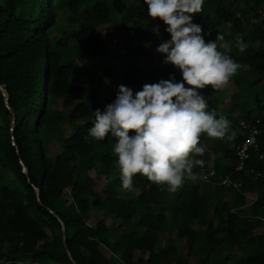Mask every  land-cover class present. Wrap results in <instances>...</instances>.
Instances as JSON below:
<instances>
[{
	"label": "trees",
	"instance_id": "16d2710c",
	"mask_svg": "<svg viewBox=\"0 0 264 264\" xmlns=\"http://www.w3.org/2000/svg\"><path fill=\"white\" fill-rule=\"evenodd\" d=\"M62 13L68 26L75 27L66 31L67 25L62 26L65 36L55 39L52 30ZM261 14L264 0H205L202 12L191 14L206 42L215 40L224 22L230 23L229 55L246 67V74H253L234 76L239 93L226 112L217 111L207 98L219 90H201L206 111L227 118L230 132L236 133L232 140L200 136V141L209 138L210 143L197 158L210 160L214 154L215 184L200 191L198 182L186 180L171 192L167 185L135 174V190L128 192L121 187L119 169H113L118 164L116 138L109 134L103 141L95 140L88 130L94 111H103L115 99L117 85L132 88L135 95L143 83L172 74L181 80L172 64L153 63L145 71L130 59L145 55L152 60L151 49L170 39L166 25L149 16L144 0H0V264H188L191 256L195 264H226L229 259L235 264H264V233H254L264 223V175L251 180L234 170L235 148L245 137L237 126L241 120L258 119L259 148L251 151L248 165L264 172V159L259 158L264 155ZM99 26L115 42L114 51L127 38L131 49L107 62L111 41L101 38ZM154 26L162 28L155 38ZM237 37L248 44L243 52L236 46ZM136 38L140 43L132 46ZM70 41L87 48L89 58L77 63ZM109 80L114 90L101 92L96 83ZM65 124L71 133L66 134ZM52 141L60 149L54 158L48 156ZM102 176L105 183L99 194L96 186ZM227 176L243 177L241 187L221 185ZM223 190L235 192L232 202L218 198ZM246 193L255 198L243 209ZM93 210H105L113 222L89 224ZM195 222L200 229L194 228ZM168 231L186 240V254L174 241L161 243ZM216 250L221 252L217 258Z\"/></svg>",
	"mask_w": 264,
	"mask_h": 264
},
{
	"label": "clouds",
	"instance_id": "9594fccd",
	"mask_svg": "<svg viewBox=\"0 0 264 264\" xmlns=\"http://www.w3.org/2000/svg\"><path fill=\"white\" fill-rule=\"evenodd\" d=\"M204 2L144 0L149 16L160 18L170 34L156 51L166 54L164 62L180 71L181 80L172 74L169 79L144 84L135 95L132 88L117 85L115 99L103 111H94L88 136L99 141L109 134L116 138L113 151L125 191L135 190L133 176L140 174L175 192L186 180H197L193 169L204 165L197 158L205 152L199 146L201 134L228 140L236 136L227 118L206 111L208 104L201 92L206 86L223 89L241 67L229 55L231 49L222 34L217 32L215 40L206 42L202 26L193 23L191 14L201 13ZM235 43L240 52L248 47L241 37ZM130 130H134L131 135Z\"/></svg>",
	"mask_w": 264,
	"mask_h": 264
},
{
	"label": "rangeland",
	"instance_id": "374dc122",
	"mask_svg": "<svg viewBox=\"0 0 264 264\" xmlns=\"http://www.w3.org/2000/svg\"><path fill=\"white\" fill-rule=\"evenodd\" d=\"M264 17V16H263ZM113 22V21H112ZM67 25V28H66V31L67 30H70V29H73L75 26H68V22H67V16L65 13H62L59 17V19L57 20L53 30H52V36L56 39V38H62L64 35V32L62 31L61 27L62 26H66ZM128 27H129V24L128 26L126 27V30H128ZM58 28V29H57ZM154 38L156 36H158L162 29H160L158 26H154ZM156 28L159 29V34H157L156 32ZM225 31H229L230 28H229V24H226V27L224 29ZM98 31L100 33V36L103 40H106V41H111L110 45H109V49L111 50L108 55L106 56V61L108 62L109 60L111 59H120V56H122V53L126 50V49H131L130 47V44H129V38H127L128 40H126L124 44H122V47L120 50H116L114 51V44L115 42L112 41V39L110 38V35L108 34V32L106 30H104V27L102 26H99L98 27ZM130 36H134V32L131 30L130 31ZM117 42V41H116ZM71 46H73L72 48V54H71V57L74 58L77 63L81 61L82 58H85V59H88L89 56L87 55V48L83 47V46H79L78 44H72L71 41L69 42ZM140 43V40L139 39H134V41L132 42V46H136V45H139ZM78 51H81L82 55H79ZM151 53L153 55L152 57V60H150L147 56L145 55H142L140 57H135V56H130V59H135L138 63V65L140 66L141 69L145 70V71H148L152 66H153V63L156 65L158 64V59H159V56H160V53H158L156 51V47H153L151 49ZM81 56V57H79ZM99 62V60H98ZM88 63H91V60L88 62ZM108 64V63H107ZM78 73V72H77ZM86 81L85 80H81V83L84 84ZM87 84V82L85 83ZM145 84V83H143ZM231 88L232 92L236 91V86L234 85V83H229L226 85ZM96 86L101 90V92L103 93H107L111 90H114V85L112 84V81H106L104 83L102 82H98L96 83ZM231 105V104H230ZM232 106V105H231ZM58 109H62L60 107V104H58L57 106ZM64 113H67L69 111V109H64L62 110ZM64 129H65V132L66 134H69L71 133V129L69 126H67V124L64 125ZM59 144L55 141H52L49 146H48V156L50 158H54V156L59 152ZM113 169L114 170H117L119 169L118 167V164H114L113 165ZM197 175V180L195 181H191V180H188L190 183H195V182H199V180H201V187H200V191L203 190V188H205V186H210L211 184L208 183V181H205L203 180L202 178H200V175H199V172L195 173ZM105 183V178L102 176L101 177V182L96 186V190L99 192V194H102V187ZM233 193V192H231ZM226 195V198L225 199H229V201H233L234 199V194L233 195ZM123 194V193H122ZM124 195V194H123ZM130 195V194H128ZM231 196V197H230ZM225 197V196H224ZM255 196L252 195V196H249L247 197V202L248 204H250V202H252L254 200ZM245 209V208H243ZM113 216L111 215H108V213L105 211V210H93L91 213H90V217L88 219V223L89 224H92V225H95L96 223H102V222H105L106 226H109L111 224V222H113ZM194 228L195 229H200L201 226H199L198 223H194L193 224ZM258 230V231H257ZM254 231V233L256 232H263L264 233V223L257 229ZM111 240H114V234L111 235ZM168 241V240H171V241H174L178 250L181 251L182 253L186 254L187 252V242L185 239H175V235H174V232L173 231H168L166 232L165 234H162L161 235V243H165V241ZM240 252L236 253L235 255L238 256ZM218 256H221V252H219V250H216V254H215V258H217ZM235 257V256H234ZM213 261H215V259H213ZM197 262V259L193 256L189 257V261H188V264H195ZM226 264H235V260H232V259H229Z\"/></svg>",
	"mask_w": 264,
	"mask_h": 264
},
{
	"label": "built area",
	"instance_id": "2783aa9c",
	"mask_svg": "<svg viewBox=\"0 0 264 264\" xmlns=\"http://www.w3.org/2000/svg\"><path fill=\"white\" fill-rule=\"evenodd\" d=\"M166 54H160L158 63L160 65H168L170 63L164 62V56ZM259 120L255 119L254 122H248L241 120L239 122V127L242 130V134H244V140L239 143L236 148V156H237V163L234 167V170L237 172H243V174L251 180H255L256 178L264 175V172L261 170H257L253 166L248 165V161L251 158V151L258 150L259 148V140L258 136L261 133V128L259 125ZM260 159H264V155H259ZM204 165L199 169L200 177L205 181H210L212 177L215 176V170L212 167L211 160H203ZM221 185L225 187H231L233 189H238L241 187L243 183V177L239 179H232L231 177H225L219 182Z\"/></svg>",
	"mask_w": 264,
	"mask_h": 264
},
{
	"label": "crops",
	"instance_id": "0c3cea01",
	"mask_svg": "<svg viewBox=\"0 0 264 264\" xmlns=\"http://www.w3.org/2000/svg\"><path fill=\"white\" fill-rule=\"evenodd\" d=\"M264 16V14H261V18H264L263 17ZM226 24H229V28H230V30L229 31H225L224 29H225V27H226ZM159 27V26H158ZM222 27H223V30L220 32V34H222L223 36H224V42L225 43H227L228 45H229V47H230V40L228 39V35H230V34H233V30L231 29V24L230 23H226V22H224L223 24H222ZM160 28V27H159ZM160 29H162V28H160ZM162 32V31H161ZM157 37V36H156ZM257 45H258V43H257ZM161 54V53H160ZM237 56H238V54H237ZM236 57V56H235ZM233 55H232V57L231 58H235ZM245 66H242V67H240V69L238 70V72H237V74L235 75V77H238V78H243L244 76H246L247 78H251V77H253V74H251V73H248V74H246L247 72H245L246 70H245ZM233 78L234 77H232L231 79H230V81H229V83H234V80H233ZM234 85H235V83H234ZM236 86V85H235ZM236 91H237V86H236ZM236 91H234V92H232V90H231V88L229 87V85L228 86H225L223 89H221V90H219L218 92H214L212 95H209V96H207V98H209V99H211V101H212V103H213V106L217 109V111H219V112H226L227 111V109L229 108V106H230V104L232 105V97L234 96V95H236V94H238L239 92H236ZM238 128H239V126H237V129H236V131H238ZM210 143V140H209V138H205V139H201V141H200V146H204V148H206V146L208 145ZM210 160L211 161H213L214 160V154L212 153V154H210ZM197 173V172H196ZM196 183V182H195ZM199 184H200V187H201V180H199V182H198ZM208 183H210L211 185L210 186H205V188H203V190L204 189H207V188H209V187H211L212 185H214L215 183H214V181H212V180H210V181H208ZM202 190V191H203ZM234 191H236V190H234ZM232 191H225V190H223V191H220L219 192V199L221 200V201H229V199H225L226 198V195H230V193H231ZM233 194H235V192H233V193H231V195H233ZM225 196V197H224ZM250 195L248 194V193H246V198L247 197H249ZM231 197V196H230ZM251 203V202H250ZM249 204H248V202H247V199H246V203H245V205L243 206V208H247V206H248Z\"/></svg>",
	"mask_w": 264,
	"mask_h": 264
},
{
	"label": "water",
	"instance_id": "95a60500",
	"mask_svg": "<svg viewBox=\"0 0 264 264\" xmlns=\"http://www.w3.org/2000/svg\"><path fill=\"white\" fill-rule=\"evenodd\" d=\"M11 113H12V121H11V126H12V130L14 129V120H15V115L13 114V112L11 111ZM25 170V169H24ZM25 174H27L26 173V171H25Z\"/></svg>",
	"mask_w": 264,
	"mask_h": 264
}]
</instances>
